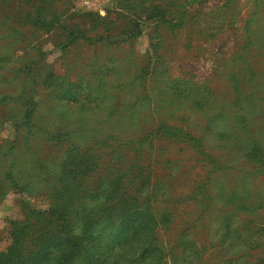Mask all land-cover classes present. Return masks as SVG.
I'll use <instances>...</instances> for the list:
<instances>
[{
  "label": "trees",
  "instance_id": "16d2710c",
  "mask_svg": "<svg viewBox=\"0 0 264 264\" xmlns=\"http://www.w3.org/2000/svg\"><path fill=\"white\" fill-rule=\"evenodd\" d=\"M126 1H113L116 19L109 18L108 10L104 18L84 14L90 16V28H79L68 21L71 16L65 17L69 0H0V68L37 35L53 39L60 51L77 45L128 48V58L109 66L95 53L84 66L93 80L86 83L80 76L64 87L65 94L80 93L83 106H89L92 95L99 98L105 121L97 119L93 126V146L84 140L67 148L73 156L65 166L63 160L38 157L41 146L28 148L35 162L33 179L50 181L45 194L51 202L43 211H28L21 222H7L8 245L0 250V264H67L79 253L93 237L94 217L84 207L83 214L66 217L63 198L84 197L94 176L100 188L93 198L101 199L102 215L111 211L119 219L139 220L136 226L134 221L124 224L121 231L132 235L145 230L148 237L162 233L160 242L146 246L156 249L157 264H264V80H256L264 77V66L244 56L250 18L239 55L231 52L221 59L228 88L219 91L215 69L203 76L182 65L176 75L169 73L172 62L197 57L193 25L200 26L199 11L207 0ZM146 27V51L133 58ZM27 29L31 36H23ZM197 31L201 35L202 29ZM182 32L179 59L172 46ZM10 39L9 52L4 51L1 46ZM242 57V67L234 68L233 61ZM41 72L39 67L32 80L26 77L20 91L50 94L61 89L65 74ZM1 77L5 82V75ZM7 97L2 95L1 101ZM31 99L23 102L19 125L25 129V142L30 134L42 132L55 147L56 137L70 139L73 132L87 129L86 123H66L67 130L56 126L51 132L33 124L39 99L28 108ZM15 143H8L0 157L15 152ZM13 167L4 165L0 196L6 190L31 195L44 191L16 178ZM113 246L125 249L121 242Z\"/></svg>",
  "mask_w": 264,
  "mask_h": 264
},
{
  "label": "rangeland",
  "instance_id": "374dc122",
  "mask_svg": "<svg viewBox=\"0 0 264 264\" xmlns=\"http://www.w3.org/2000/svg\"><path fill=\"white\" fill-rule=\"evenodd\" d=\"M113 1L69 0L65 17L71 16L69 17L71 21H68L77 24L79 28H90L88 24L90 16L82 15L93 14L104 18L108 16V10L109 18L116 19L114 14L116 8ZM129 2L131 1L127 0L125 3ZM190 10L193 12V9ZM199 12L200 26L193 25L194 30L197 32L193 36L194 46L197 47V57L195 59L188 58L187 62L179 63V65L176 61L172 62L169 70L171 75H176L177 70L182 65L185 66V70H195L203 76L211 74L215 69V77L218 78L217 89L219 91L226 90L228 84L223 78L224 67L221 59L226 56L229 57L227 54L231 55V52L236 56L239 55L236 51L247 42L244 25L249 18L251 20L248 25L251 30L250 43L244 56L248 57L250 62L259 59L264 66V0H207ZM83 17L85 18L83 19ZM198 28L202 29L201 35L197 31ZM147 32L148 28L146 27L141 39L135 43L132 51L133 58L140 57L146 51L149 42ZM24 33L26 34H23V36H31L28 29ZM38 36L30 37L32 40L30 45L17 49L14 55H9V58L1 64L3 68H0V80L1 76L5 75L6 81L0 82V151L4 153L11 141L15 140L16 143L15 152L1 153L0 175L4 170V165H14L12 170L15 169L13 172L16 178L23 182L29 180L33 182L36 188L44 191L31 195L6 190L3 193L4 195L0 196V250H4L8 245V239L6 238L8 235V221L21 222L27 216L28 211H43L50 206L51 199L45 194L51 185L50 181L43 180V177H39L37 181H34L31 172L35 162L28 148H32V145L41 146L42 148L37 153L38 157L45 156L47 160L53 161L56 159V162L63 160L65 166L73 156V151H67V148L72 144H82L84 140L93 146L90 137L93 126L97 119L105 121V118L102 117L100 104H97L99 98L92 95L89 106H83L82 103L85 101L80 93L72 90L73 92L65 94L66 88L64 87L71 82L81 80L80 76L85 77L82 80L84 82L88 79L93 80L91 74H87L88 68L86 69L84 66L86 62L91 60L87 58L93 57L95 53L99 56V62L106 63L108 66L113 61H121L128 55V48H117L109 45H86L82 48L77 45L60 51L55 47L53 39L51 40L47 35ZM184 36L183 32L178 35L174 39V46H172L173 49L178 51L176 56L179 59L181 58L180 54L183 52L181 44ZM0 41L2 42L1 39ZM6 41L8 44L4 45L2 43L1 46L6 48L4 51H7L8 45L12 42L11 39ZM38 51L42 53V56L39 55ZM243 58L233 61L236 66L234 68L239 69V67H242ZM39 67L42 75L51 69L56 74H65L66 79L59 86L61 89L48 94L46 91L39 90L40 86H37L35 89L39 91L36 93L21 92L19 84L25 82L26 77L32 80L33 73H36ZM260 79L262 82L264 77H256L257 81ZM2 95L8 97L1 101ZM29 97H32V99L27 105L28 108L32 107V102H37L39 99L31 118L33 124L48 126L51 132L56 131L59 127L67 130L66 123L74 126L86 123L87 129L79 133L73 132L70 139L56 137L55 142L57 145L55 147L49 145L42 132L30 134L33 136L25 142V129L19 125L25 110L23 102L28 100ZM96 178V176L92 177L87 184L84 197L76 200L69 199L66 196L63 198L69 210V215H66V217L72 218L77 214H83V207L87 215L91 218L94 217V233L91 241H85V243L87 242L84 244L85 247L80 248V252L73 256L67 264H157L155 262L156 249H152V247L146 249V246L149 242L154 244L160 242L163 239L162 233L158 232L157 237H148L145 230H137L132 235L127 230L121 231L122 226L128 222H133L134 218L123 217L119 219L111 211H108L106 215H102L101 207L103 204L101 199L93 198V195L100 188L99 184L95 183ZM137 224H139V220L136 218L134 226ZM115 242L125 244V249L120 250L118 247H114L113 243Z\"/></svg>",
  "mask_w": 264,
  "mask_h": 264
}]
</instances>
